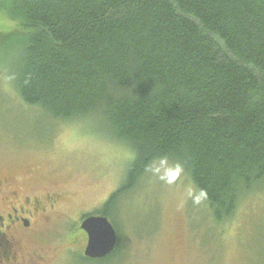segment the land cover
I'll return each instance as SVG.
<instances>
[{"label":"trees","instance_id":"obj_1","mask_svg":"<svg viewBox=\"0 0 264 264\" xmlns=\"http://www.w3.org/2000/svg\"><path fill=\"white\" fill-rule=\"evenodd\" d=\"M28 28L13 83L50 121L100 120L133 151L92 214L158 160L183 167L217 223L264 190V0H9ZM84 259L87 258L82 255Z\"/></svg>","mask_w":264,"mask_h":264},{"label":"rangeland","instance_id":"obj_2","mask_svg":"<svg viewBox=\"0 0 264 264\" xmlns=\"http://www.w3.org/2000/svg\"><path fill=\"white\" fill-rule=\"evenodd\" d=\"M8 2L0 0V178L60 198L24 241L18 263L264 264V190L243 196L235 216L217 223L183 167L168 160L153 163L121 198L118 255L108 263L82 257L88 237L80 224L120 186L134 153L100 120L56 127L23 103L12 77L30 33Z\"/></svg>","mask_w":264,"mask_h":264},{"label":"flooded vegetation","instance_id":"obj_3","mask_svg":"<svg viewBox=\"0 0 264 264\" xmlns=\"http://www.w3.org/2000/svg\"><path fill=\"white\" fill-rule=\"evenodd\" d=\"M59 202L57 195L46 193L39 197L27 188L15 186L12 179L0 178V264L5 260L9 264L21 262L19 255L24 253V241L30 238L43 216L56 210ZM91 215L94 214L86 217Z\"/></svg>","mask_w":264,"mask_h":264},{"label":"water","instance_id":"obj_4","mask_svg":"<svg viewBox=\"0 0 264 264\" xmlns=\"http://www.w3.org/2000/svg\"><path fill=\"white\" fill-rule=\"evenodd\" d=\"M80 228L87 233L88 237L83 252L85 257L100 259L114 252L118 242V233L107 216H88L81 222Z\"/></svg>","mask_w":264,"mask_h":264}]
</instances>
